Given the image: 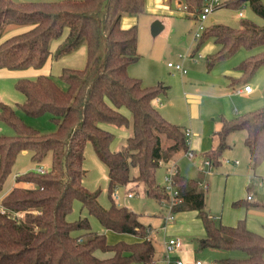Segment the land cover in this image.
Returning a JSON list of instances; mask_svg holds the SVG:
<instances>
[{"label": "trees", "instance_id": "obj_1", "mask_svg": "<svg viewBox=\"0 0 264 264\" xmlns=\"http://www.w3.org/2000/svg\"><path fill=\"white\" fill-rule=\"evenodd\" d=\"M180 1L195 18L204 0ZM244 1L264 20L263 0H223L219 7H238ZM144 5L145 0H0V69H40L49 58L57 59L80 45L86 50L82 67L60 69L58 77L65 87L49 74L20 76L14 85L24 95L23 101L14 105L0 101V120L14 130V134H0V193L19 152L29 151L35 165L50 153L48 168L18 173L14 186L1 196V204L8 211L0 212V264H151L156 242L148 238V226L139 213L117 204L111 194L115 187L135 181L142 184L146 195L156 200L167 198L156 178L159 160L171 159L188 145L184 128L167 120L154 106L155 98L167 86L161 81L143 85L140 78L127 72L128 65L139 57L137 27L122 28L120 18L140 14ZM7 24L24 28L1 37ZM58 38L59 43L51 50V42ZM207 39L217 45L205 56L208 70L240 48L261 47L240 61L241 75L232 78L229 86L238 85L264 64V23L259 25L243 15L236 27L210 23L192 52ZM16 108L33 117L48 114L56 129L40 132L26 123ZM129 123L131 133L124 145L111 150L114 133L104 125L127 127ZM239 129L246 131L244 144L250 165L256 168L264 159V104L231 118L221 116L220 127L214 132L217 143L202 157L218 165L228 146L227 134ZM87 141L107 165L108 207L98 202L97 191L82 184ZM173 178L178 189L173 211L196 210L205 229V235L197 240L199 248L245 253L241 258L218 259L219 264H264V235L249 230L244 218L234 225L216 222L206 208L199 177H186L176 169ZM75 199L104 229L135 239L108 242L105 233L90 229L86 216L68 221L66 216ZM232 204L264 208L263 202L246 198Z\"/></svg>", "mask_w": 264, "mask_h": 264}, {"label": "rangeland", "instance_id": "obj_2", "mask_svg": "<svg viewBox=\"0 0 264 264\" xmlns=\"http://www.w3.org/2000/svg\"><path fill=\"white\" fill-rule=\"evenodd\" d=\"M165 4H167L168 8L158 9L154 0H145L144 11L135 17L134 23L137 27V52L139 57L128 65L127 72L133 77L140 78L143 85H152L161 81L167 86L166 92L159 95L162 100V105L156 108L168 120L181 126H189V121L191 120L192 124L194 122L193 128L195 130L202 127L204 121H207V123L216 128L215 126L220 124L221 116L227 118L228 116L226 114H230L228 113L230 110L232 111V109L237 108V106L245 101L237 92L234 95L238 96H229L227 93L223 96L222 93L228 91L225 75L230 76L229 78H238L241 75V70L238 66L240 61L261 47L251 50L240 48L232 56L217 61L208 70L205 56L214 52L217 45L215 44L213 48L203 53L205 44L209 41L207 39L193 53L192 50L196 41L193 38L195 26L192 24V13L183 8V5H180V8H178L176 0H168ZM239 11L243 12V17L249 18L259 25L264 23L263 18L251 9L249 2L244 1L238 7L225 5L215 8L209 18L205 20V24L221 23L236 27L239 25V20L241 19V16L238 15ZM22 28H24L23 25L7 24L1 37L9 35L13 30H22ZM60 39L58 38L51 42V50L56 47ZM199 53H202V56H198ZM85 59L86 50L84 45H80L73 52L62 55L55 61L53 59L48 66V62H46L43 68L39 70L35 68L21 70L23 71L21 77L35 78L40 73L49 74L62 87H65V84L58 77L61 67L69 65V67L80 68L84 65ZM167 62L181 63L187 73L181 79L179 73L174 72L172 67L167 66ZM16 71L5 68L0 69V96L4 102H10V105L22 102L24 99V95L14 85L15 79L17 78L14 75ZM9 73L13 74L9 75ZM185 75L188 76L187 79ZM243 81L238 86L247 83L254 90L257 89L264 93V64H260L253 74L246 77ZM253 98L256 99L257 97ZM121 110L130 117V113L125 107H121ZM16 111L26 123L37 128L42 133L52 132L56 129V123L50 120L48 114L33 117L26 115L21 109L16 108ZM0 127L6 131L0 130V134H14L13 128L2 120H0ZM109 127L113 128L112 132L114 133L109 145L110 149L118 150L124 145L125 138L131 133V125L129 123L127 127L115 125H110ZM241 132V130H236L234 132L235 134L231 136V139H233L230 140L229 138L230 142L241 143L240 139L236 141L238 135L240 137ZM214 137L216 136L214 135ZM164 142L165 139L163 137V144ZM244 149H246V146ZM29 153L23 154L19 152L11 171L3 183L1 193H4L14 186L17 173H22L36 166L30 159ZM41 165L44 168L50 166V153H47ZM161 165L157 168L156 178L162 186L166 172L163 173ZM83 168L82 184L90 191H97L98 202L103 207H108L107 165L97 155L91 141H87L84 148ZM132 173H136V168L132 169ZM257 184L254 185V190L258 194V198L261 199L262 191ZM129 189L136 191L131 197L126 195L127 187H117L115 191L120 198L115 200V202L139 213L140 219L143 221L146 220L148 212L151 213L158 210L159 205H161L159 203L160 199L156 200L154 197L146 195L142 190L141 183L132 181ZM84 216L87 217L92 231L107 234L108 242L114 240L113 238L117 232H106L95 215L88 213L82 207L81 202L75 199L71 212L66 216L67 220L73 221ZM73 233L80 234L82 231H74ZM188 247L190 249V246ZM188 250L181 254L186 264H194L196 259L201 264H219L216 261L221 258H241L245 256V253L238 249L226 250L206 247L200 248L199 250L195 248L191 249V251ZM96 252L100 255V252ZM175 253H177L176 250L170 253L171 261L175 258Z\"/></svg>", "mask_w": 264, "mask_h": 264}, {"label": "crops", "instance_id": "obj_3", "mask_svg": "<svg viewBox=\"0 0 264 264\" xmlns=\"http://www.w3.org/2000/svg\"><path fill=\"white\" fill-rule=\"evenodd\" d=\"M154 1L156 2V7L158 9L168 8L167 4H165L166 1L164 0H154ZM176 3L178 8H180V5H183V3L180 0H176ZM135 17H137V15H122L119 22L120 26L122 28H127L135 24L134 23ZM193 21L194 20H192V24ZM214 45L215 43L212 41V39H209L208 43L205 44V47L202 52L206 53V51L213 48ZM198 56H202V53H199ZM53 59L54 58L48 59L47 66L51 64V61ZM57 59H54V61ZM22 73L23 71L17 70L14 73V75H16L15 77H20L21 75H23ZM185 73L187 72L179 73L181 79L183 78L182 76H184ZM12 74L13 73H9V75ZM229 77L230 76L225 75V80L227 82L225 83L227 85L228 91L222 93L223 96H225L226 93L229 96H238V95H234L235 92H237L239 95L242 96V98L245 101L239 106H237V108L232 109V111L228 110L229 111L228 113L230 114H226L228 116L227 118L234 117L240 113L255 109L264 104L263 91L257 89L254 90L252 88V91L247 93L241 90L242 87L247 83L243 84L242 86H238L236 84L234 86H229L228 83L233 78V77L231 78ZM187 78L188 76L186 77V79ZM236 86L237 88H235ZM253 93L256 94L253 95ZM253 97H257V98L254 99ZM158 98L160 104L157 101H154L155 107H159L160 105H162V100L160 99V96ZM0 101L4 102L1 96H0ZM5 103L10 104V102H5ZM104 126L111 131L113 130V128L109 127L110 125H104ZM182 127L184 129L190 130L188 149L193 152L194 156L192 158H189L188 156L179 154L177 152L171 159L167 161H163L161 165L163 168V173L166 172L167 167L170 164H173L182 175L189 178L199 177L200 184L205 190L206 208L209 212V215L216 222L217 220H219V222L222 224L234 225L239 218H244L245 225L249 230L264 235V208L257 206H251L246 208L244 206H234L232 204L235 200L238 199H242V198L248 199L247 198L248 195H251V198L248 199L249 202L264 203V159L256 168L253 169L251 167L248 149L247 147H246L247 150L244 149L246 146L244 144L246 131L244 129H239L242 131L240 133L241 134L240 137L238 135L236 139V141L240 139L241 143L239 144L235 142H230V140L233 139V138L231 139V136L235 134L234 132L236 130L229 132L226 136V142L228 146L222 151L220 155L219 164L216 166L214 165L209 166L204 163V160L206 158L202 157L201 154L216 145L217 137H214L215 135L214 132H216V130L220 127V124L215 126L216 128H214V126L207 123V121H204L202 127H200L198 130H195L193 128L194 122L192 124V121L190 120L189 126H182ZM213 129L216 130L213 131ZM0 130L5 131L1 127ZM20 153L28 154L29 151L22 150ZM38 166L39 165H36L34 168L36 169V167ZM255 184H257V186L261 188L262 191L261 199L258 198V194L254 190ZM130 186H131V182L125 185V187H127L128 189L130 188ZM8 190H10V188ZM8 190H6L4 193H6ZM4 193H0V196H2ZM117 204L121 205L120 203ZM174 214H175L174 221L166 224L164 222L165 209L162 205H159L158 210H156L155 212L147 213L145 221L141 220L144 224L148 226L147 228L148 238L156 242V250L151 264H167L164 260V241L165 239L172 236H178L182 240V246L176 249L177 253H175V258H181L184 261V263L185 260L181 256V254L189 249L188 246H190V249L188 251H191V249L193 248L198 250L200 249L198 247V241H195V239L198 240L199 238H202L205 235V229L203 227L200 218L197 216L196 210L193 209L180 210L174 212ZM105 230L106 232L111 231L107 229ZM113 239L114 240L111 242H114L119 239L131 241L134 240L135 237L129 234L116 233ZM210 249H217V248H210ZM196 261L199 260L196 259L194 261V264H196Z\"/></svg>", "mask_w": 264, "mask_h": 264}, {"label": "built area", "instance_id": "obj_4", "mask_svg": "<svg viewBox=\"0 0 264 264\" xmlns=\"http://www.w3.org/2000/svg\"><path fill=\"white\" fill-rule=\"evenodd\" d=\"M222 2H223V0H204L203 1V4H202L200 11L197 13L196 17L193 19L194 20L193 25L195 26L193 38L195 39V41H197L202 30L206 27L205 20L209 18L210 14L214 11V9L219 7V5ZM184 8H185V6H184ZM238 15L242 16L243 12L239 11ZM167 65L169 67H172L174 72H176V71L179 73L186 72V70L183 68V66L179 62H177V63L168 62ZM241 90L249 93L252 91V87L249 84H245ZM239 91H240V89H239ZM154 101H157L160 104L158 97L155 98ZM184 131H185V135H186V142L188 145L190 130L184 129ZM178 153L185 155V156H188L189 158H192L194 156L193 152L191 150H189L188 148L185 151L179 150ZM162 163H163V160H159V165ZM204 163L209 165V166L212 165L211 161L208 158H206L204 160ZM36 170L39 172H43L45 170V168L42 165H39L38 167H36ZM175 171H176V167L173 164H170L167 167L166 173L164 175V181H163L162 187H163V190L167 193L168 197L165 199L163 198V199L159 200V203L165 207L164 222L166 224L174 221L175 215H174L173 207L176 204V202L178 201V199H177L178 189H177V186H176L174 178H173ZM116 188L117 187H115L113 189L112 194H111L112 198L114 200L119 199V195L115 191ZM134 193H136V191H134L132 189H128L126 192V195L128 197H131V196H133ZM247 198L250 199L251 195H248ZM7 211H8V209L5 208L1 204V196H0V212L5 213ZM181 246H182V240L178 236H172V237L165 239V241H164V260L167 264H185L181 258H175L172 261L170 259V253L175 251L176 249L180 248ZM196 264H200V261H196Z\"/></svg>", "mask_w": 264, "mask_h": 264}, {"label": "water", "instance_id": "obj_5", "mask_svg": "<svg viewBox=\"0 0 264 264\" xmlns=\"http://www.w3.org/2000/svg\"><path fill=\"white\" fill-rule=\"evenodd\" d=\"M256 94V93H253V95Z\"/></svg>", "mask_w": 264, "mask_h": 264}]
</instances>
